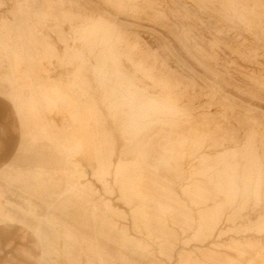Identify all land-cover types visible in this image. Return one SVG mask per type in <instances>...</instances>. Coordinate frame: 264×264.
Returning <instances> with one entry per match:
<instances>
[{
    "label": "rangeland",
    "instance_id": "374dc122",
    "mask_svg": "<svg viewBox=\"0 0 264 264\" xmlns=\"http://www.w3.org/2000/svg\"><path fill=\"white\" fill-rule=\"evenodd\" d=\"M0 144L41 264H264V0H0Z\"/></svg>",
    "mask_w": 264,
    "mask_h": 264
},
{
    "label": "crops",
    "instance_id": "0c3cea01",
    "mask_svg": "<svg viewBox=\"0 0 264 264\" xmlns=\"http://www.w3.org/2000/svg\"><path fill=\"white\" fill-rule=\"evenodd\" d=\"M21 95L17 98L20 99ZM29 106L33 104L31 94L26 95ZM2 145L0 144V150ZM5 158L0 155V164ZM3 204L0 191V209ZM14 223L0 219V264H41L42 259H35L30 251H33V237H36L38 244L40 239L34 234V231L26 225H13ZM39 251H36L38 254Z\"/></svg>",
    "mask_w": 264,
    "mask_h": 264
}]
</instances>
